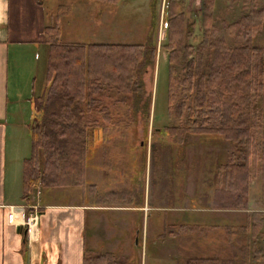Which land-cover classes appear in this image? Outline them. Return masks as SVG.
Returning <instances> with one entry per match:
<instances>
[{
  "label": "rangeland",
  "instance_id": "rangeland-1",
  "mask_svg": "<svg viewBox=\"0 0 264 264\" xmlns=\"http://www.w3.org/2000/svg\"><path fill=\"white\" fill-rule=\"evenodd\" d=\"M43 1L48 25L60 17L61 44L146 43L153 32L157 55L155 65L147 68L141 87L135 92L120 93L104 88L99 93L102 101L112 109L113 119L108 122L103 114L93 113L100 125L89 131L83 181L54 186L39 184L27 201L37 200L41 189L44 197L50 188H59V192L66 189L62 198L78 195L79 201H86L95 211L91 223L93 230L102 231L92 236L94 241L90 246L94 247L88 252L110 255L114 264L124 258L126 264H144V261L151 264V258L148 260L145 256V248L151 253L153 238L157 232H163L161 226L157 227L163 219L169 220L172 227L168 230L174 232L168 236L173 241L174 250L168 251L173 255V264H187L190 254L181 251L182 248L178 250V246L186 242L182 247L189 250L192 242H188L187 237L195 236L190 232L195 228L183 225L184 222L203 219L201 222L205 224L212 223L219 214L222 225L217 228L205 225L194 231L204 238L197 244L204 248L207 258L216 253L217 247L221 250L217 254L221 260L210 264H264V160L252 159L249 191L243 206L215 207L216 192L227 187L218 169L237 153L238 148L221 134L190 133L184 128L188 118L186 110L179 113V108L171 107L168 53L163 46L168 43L167 17L172 14V0H157L155 14L152 13L154 0ZM173 1V13L180 15L177 25L179 61L182 65L192 60L197 62L195 58L203 44L199 63L206 70L218 51L248 40L240 33L237 23L244 13L264 5V0H211V6L206 8L204 0ZM204 16H207L205 21ZM251 42L264 46V25ZM46 71L47 58L38 71L36 96L45 90ZM179 98L180 95L178 102ZM39 113L36 107L33 121ZM169 124L180 126V130L167 131ZM250 126L262 142L264 124ZM24 208L29 214L27 220L32 213H37L28 204ZM249 220L257 222L256 230L253 225L247 230ZM100 222L101 227L98 226ZM140 228L142 233L137 235ZM235 229L238 234L233 233L235 236L230 240L225 234ZM137 236L139 243L136 245ZM211 238L216 239L218 245L209 243Z\"/></svg>",
  "mask_w": 264,
  "mask_h": 264
},
{
  "label": "trees",
  "instance_id": "trees-1",
  "mask_svg": "<svg viewBox=\"0 0 264 264\" xmlns=\"http://www.w3.org/2000/svg\"><path fill=\"white\" fill-rule=\"evenodd\" d=\"M95 1L118 3L122 0ZM156 2L154 0L153 14ZM171 2L172 14L167 17L168 43L163 46L168 53L171 107L179 108V113L186 110L188 118L184 128L190 133L221 134L236 145L237 153L218 169L227 187L216 192L214 206H243L249 191L252 159L264 160V129L263 141L259 142L250 126L252 123L264 124V46L251 42L263 28L264 5L244 13L237 23L240 33L248 40L218 51L206 70L199 63L203 44L199 46L201 51L197 52V62L180 63L177 26L180 15L173 13L174 1ZM175 4L178 6L179 2ZM204 4L206 8L210 7L211 0H204ZM59 18L57 16L56 21L45 28V43L49 48L47 85L35 98L40 113L31 126L32 153L24 162L23 198L26 201L39 184L54 186L83 181L88 135L100 125L93 113L103 114L108 122L113 119L112 109L102 101L99 93L104 88L120 93L135 92L141 87L147 68L155 65L157 55L153 32L146 43L61 44ZM206 19L204 16V21ZM153 21L155 25V17ZM166 129L175 133L180 126L169 124ZM28 215L27 211L26 217ZM256 224L253 223L254 229ZM101 262L115 263L110 255L105 254L87 252L84 257V264ZM126 263L124 258L118 264ZM208 263H214V260L189 256L187 261V264Z\"/></svg>",
  "mask_w": 264,
  "mask_h": 264
},
{
  "label": "crops",
  "instance_id": "crops-1",
  "mask_svg": "<svg viewBox=\"0 0 264 264\" xmlns=\"http://www.w3.org/2000/svg\"><path fill=\"white\" fill-rule=\"evenodd\" d=\"M43 2L0 0V264H84L86 253L94 247L90 246L94 241L92 236L102 232L97 228L93 230L91 223L95 211L92 206L79 201L78 195L62 198L66 189L59 192V188H50L45 197L41 189L38 199L31 203H25L23 198V164L32 153L31 126L35 121L32 116L36 115L35 98L41 95L36 96L38 71L45 64L48 53L45 43L48 12ZM27 204L39 216V224L30 240L23 225ZM220 215L213 218L212 223L205 224L201 222L203 219L184 222L183 225L195 228L190 230L195 236L187 237L188 242H192L189 250L182 247L186 242L181 243L178 250L182 248L181 251L191 257L207 258L204 248L197 244L204 238L194 231L205 225L214 228L222 225ZM167 220L157 225L163 232H157L153 238L151 253L145 248V256L148 260L151 258V264H173V255L168 252L174 250L173 241L168 236L174 232L168 230L172 225ZM101 225L100 222L98 226ZM252 225L249 220L247 230ZM237 231L225 235L231 240ZM140 233L141 228L137 235ZM208 242L218 245L216 239ZM138 243L139 236L136 245ZM218 251H221L219 247L211 256L216 262L221 260Z\"/></svg>",
  "mask_w": 264,
  "mask_h": 264
},
{
  "label": "built area",
  "instance_id": "built-area-1",
  "mask_svg": "<svg viewBox=\"0 0 264 264\" xmlns=\"http://www.w3.org/2000/svg\"><path fill=\"white\" fill-rule=\"evenodd\" d=\"M37 222H38L37 213H32L29 216L28 220L26 219L25 222L23 223L26 227L27 237H29V239L31 238V235L37 226Z\"/></svg>",
  "mask_w": 264,
  "mask_h": 264
}]
</instances>
